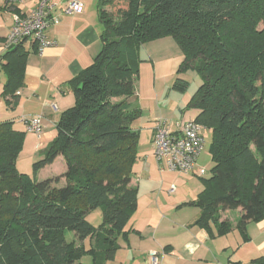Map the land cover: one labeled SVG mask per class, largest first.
Returning a JSON list of instances; mask_svg holds the SVG:
<instances>
[{
  "label": "trees",
  "instance_id": "16d2710c",
  "mask_svg": "<svg viewBox=\"0 0 264 264\" xmlns=\"http://www.w3.org/2000/svg\"><path fill=\"white\" fill-rule=\"evenodd\" d=\"M101 51L70 83L75 105L57 124L56 138L34 164L37 175L63 157V174L37 180L17 169L26 133L0 122V264H108L137 210L131 186L142 116L136 96L141 49L172 36L201 86L188 104L212 131L213 168L190 203L195 225L223 236L233 229L221 212L241 210L239 228L264 221V0H100ZM23 45L2 56L3 97L25 85ZM178 78L173 89L185 92ZM9 103V101H8ZM102 209L93 227L87 215ZM67 231L74 240L67 241ZM78 241V243H77Z\"/></svg>",
  "mask_w": 264,
  "mask_h": 264
},
{
  "label": "crops",
  "instance_id": "0c3cea01",
  "mask_svg": "<svg viewBox=\"0 0 264 264\" xmlns=\"http://www.w3.org/2000/svg\"><path fill=\"white\" fill-rule=\"evenodd\" d=\"M71 1L73 0H51L50 15L58 18L59 22L50 25L46 34L57 42V46L41 53L30 42L23 45L28 54L25 85L13 97L8 96L5 99L3 92L7 75L3 69L6 62L2 56L5 53V40L13 25L12 15L30 13L36 8L38 0H26L18 6H13L9 0H0V98H3L12 110L14 118L10 121H16L14 127L26 133L23 151L27 147L34 149L35 146L39 152L42 150V142L38 143L39 141L49 145L56 138L61 115L75 105L74 90L70 83L94 62L101 51L100 37L103 26L99 16L100 0H77L83 4L84 12L68 15L65 9ZM138 92L136 86V96L130 99L132 104H138L142 109V116L138 120H142V126H134L139 131L140 138L138 159L131 176V186L138 189L137 210L127 226V240L119 239L120 250L115 260L108 264H150L149 255L152 252L158 254V264H264V221L249 222L243 232L239 228L242 217L240 209L221 212V221L231 222L233 229L226 235L218 236L214 227L210 231L195 225L201 210L189 205L197 200L204 188L203 184L197 192L188 190L178 193L177 189L172 195L165 193V188L169 191L170 186L175 185L174 178L168 177L173 174L160 172L153 149L155 123L165 117L164 108H160L159 114L156 104L162 102L161 96L164 93L154 86L152 94L147 93L144 100ZM148 99L156 109L150 110L146 116L144 102ZM166 100L171 107L170 93ZM167 112L171 111L168 109ZM197 115L196 110L193 115L187 112L181 118L176 117V122L171 120L175 123L174 132L177 131L178 124L195 120ZM36 116L41 117L40 136L26 130V125L21 122L23 117ZM146 117L148 122L143 123ZM163 120L168 122L171 129L170 120ZM138 121L134 124L137 125ZM35 155L33 152L31 156ZM198 168L202 169L199 161ZM197 169L192 173L199 178ZM65 171V161L63 157H59L52 165L42 169L36 177L40 181ZM43 173L44 178H41ZM233 213L237 216H233ZM252 224L255 225L251 230Z\"/></svg>",
  "mask_w": 264,
  "mask_h": 264
},
{
  "label": "rangeland",
  "instance_id": "374dc122",
  "mask_svg": "<svg viewBox=\"0 0 264 264\" xmlns=\"http://www.w3.org/2000/svg\"><path fill=\"white\" fill-rule=\"evenodd\" d=\"M141 54V66H140V74L139 78L136 81L137 90L139 91V95L142 94L145 100V96L148 93L152 94V89L156 86L157 90H162L164 95L161 96L162 102L157 103L158 113L160 112V108H164L165 117L163 119L168 118L170 120L171 129L174 131V121L176 122V117L181 118L183 115L189 112L190 115L195 113V109L188 108V104L191 101L192 97L197 92L198 88L202 84V80L196 73L193 68H189L188 70L180 71L181 66L184 62V54L177 43L176 39L172 36L165 37L163 39L151 42L146 44L140 51ZM180 78L184 79L189 83L188 88L185 92H179L173 89V85L175 81ZM1 92V88H0ZM141 92V93H140ZM161 93V94H162ZM168 93L171 96V107L168 106L169 102H167ZM148 95V96H149ZM149 98V97H148ZM156 98V95H155ZM144 108L146 116H148L149 111L152 109H156L153 103L148 99L144 102ZM180 107V109H179ZM150 108V109H149ZM171 112H167V110ZM177 112V113H176ZM160 114V113H159ZM171 116V118H169ZM12 110L9 108L7 103L3 98H0V121L13 120ZM17 120V119H14ZM144 120V119H143ZM174 120V121H171ZM181 120V119H177ZM142 121V120H141ZM141 121L137 122V125L133 126H142L140 125ZM16 122V121H14ZM148 122V117L145 118L143 123ZM140 128V127H139ZM27 130V129H26ZM28 132V131H27ZM202 134L206 138V145L202 154L199 157V166L202 169L207 170L206 178L209 177L211 169L213 168V160L210 154V145L212 143V131L210 129L203 128ZM42 150L37 152L34 146V149H25V151H21L18 160H17V169L20 173L29 175L32 178H37L34 173V164L37 161H40L45 156V150L47 149V143H43V141H39L41 143ZM37 146V144H36ZM139 147V145H138ZM31 150V151H30ZM33 152L36 154L34 157ZM199 171V168L197 169ZM173 175H168V177L174 178V183L179 192L185 193L186 191H194L197 192L199 188H202L203 181L194 176L193 173H189L190 176H184L189 174H180L177 172H172ZM44 173L41 174V178H44ZM189 177V178H187ZM170 186V183L168 184ZM172 186V185H171ZM170 186V188H171ZM169 188V189H170ZM162 190V188H161ZM167 189L165 188V193H167ZM234 212V211H233ZM233 216H237L233 213ZM86 220L95 228H98L103 222V211L102 209H96L90 212ZM255 224H252L251 230L253 229ZM67 241H72L75 238L73 232L67 231L66 233ZM78 243V241H77ZM81 263L83 264H93L92 258L90 256H86ZM111 264H118L117 262H113Z\"/></svg>",
  "mask_w": 264,
  "mask_h": 264
},
{
  "label": "built area",
  "instance_id": "2783aa9c",
  "mask_svg": "<svg viewBox=\"0 0 264 264\" xmlns=\"http://www.w3.org/2000/svg\"><path fill=\"white\" fill-rule=\"evenodd\" d=\"M26 0H9L13 6H18ZM51 0H38V4L28 14L14 13L13 25L4 43V50L32 43L39 52L57 46V42L50 39L46 31L52 24H58L56 17H51ZM84 6L77 0L68 3L65 13L68 15L82 14ZM21 93L19 92L18 95ZM29 132L41 134V117L21 118ZM153 136L154 156L160 172H177L189 174L197 169L199 157L206 145V138L202 134V126L195 120H188L177 125V131H172L168 122L158 119L155 123ZM207 170L199 169L198 176L205 177ZM177 188L172 185L168 193L176 192ZM150 264H158V254L149 255Z\"/></svg>",
  "mask_w": 264,
  "mask_h": 264
}]
</instances>
